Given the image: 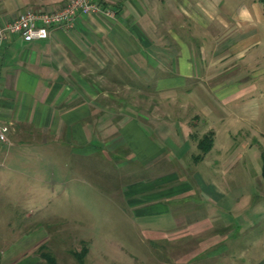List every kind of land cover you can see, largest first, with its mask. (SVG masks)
I'll return each mask as SVG.
<instances>
[{"label":"crops","instance_id":"1","mask_svg":"<svg viewBox=\"0 0 264 264\" xmlns=\"http://www.w3.org/2000/svg\"><path fill=\"white\" fill-rule=\"evenodd\" d=\"M66 1L0 0V24L11 21L22 10L53 11ZM94 1L112 7L115 17L85 14L76 18L70 31L51 28L46 40L26 42L13 35L0 45V124L9 126V143L0 144V237L26 238L0 249V264H45L31 261L26 253L32 244L46 243L49 234L42 228L30 235L22 227L23 220L20 232L13 233L18 224L14 223V216H7V209L11 213L19 203L18 195H23L28 183L24 179L34 170L32 159L43 157L46 151L61 160L60 148L52 145L41 151L49 141L63 139L65 144L74 145L70 154L80 162L92 155L96 139L105 140L109 135L99 134L93 126L108 124L115 118L114 122L120 120L119 137L129 144L131 158L148 160L160 153L169 159V164L174 153L187 158L196 152L206 163L205 168L218 174L222 167L226 171L233 164L222 158L229 155H223L225 147L216 143L220 129L214 126L215 121L203 120L200 126L199 115L171 120L166 123L170 127L163 129L159 145L150 133V122L158 121L154 116L159 110L172 107V97L167 94H189L190 90L192 93L210 88L215 93L219 89L214 67L228 58L244 59L249 48L259 42L249 36L245 27L254 26L255 20L263 22L260 4L252 3L251 10L239 18L227 11L221 13L222 0ZM213 27L221 31L224 39L214 47L207 62L205 47L195 40L206 29L216 30L210 29ZM190 28L201 29L202 34L195 35ZM228 43L234 48L231 53L222 54ZM202 62L206 64L202 66ZM261 69L264 72V67ZM236 90L225 92L233 94ZM125 91L132 92V100H126L124 107L118 104V95ZM157 93L166 94L165 102L154 100ZM219 105L215 98L207 107L201 105L202 115L215 117ZM114 108L117 111L109 115ZM141 109L146 113L138 114ZM11 173L20 177L14 184L6 178ZM193 173L188 166L181 171L165 167L157 175L129 185L126 200L138 231L151 247L178 248V243H189L187 239L192 237L193 244H199L207 233L205 237H212V245L203 260L208 261L205 264H214L222 251L226 253L231 248L219 249L222 246H218L217 239L221 230L227 229L226 224L219 222V211L213 212L215 206L208 207L222 194L218 191L220 183L215 176L210 181L206 177L205 182L204 177L196 179ZM13 187L20 190L15 197ZM207 188L213 192H205ZM28 217L26 210L24 219ZM197 258L201 259L194 264H201L202 257Z\"/></svg>","mask_w":264,"mask_h":264},{"label":"rangeland","instance_id":"2","mask_svg":"<svg viewBox=\"0 0 264 264\" xmlns=\"http://www.w3.org/2000/svg\"><path fill=\"white\" fill-rule=\"evenodd\" d=\"M252 3L260 4L264 12V0H222L221 13L227 11L229 15L240 18L243 12L251 10ZM190 29L195 35L202 31ZM210 29L216 30L206 29L204 34L201 33L203 36L199 34L195 40L205 47L207 62L214 47L224 39L217 27ZM245 30L259 42L249 48L244 59L228 58L214 67L213 70L218 73L219 89L215 93L210 88L192 93L190 90L189 94H167V97H172V107L159 110L154 116L158 121L151 120L152 130L149 129L159 145L163 129L170 127L166 123L171 120L199 115L200 126L203 120L204 123L215 121L214 126L220 129L216 143L221 148L225 147L223 155L227 153L229 157L222 158L233 161L232 166L226 171L222 167L218 174L214 169L205 168L206 163L196 152L187 158L174 153L169 164L166 163L169 159L160 153L148 160L131 158L132 150L119 137L120 120L114 122L115 118L108 124L93 126L99 134L105 132L109 135L105 140L96 139L92 143L96 147L92 155L80 162L70 154L74 145L65 144L63 139L49 141L41 151L52 145L60 148L61 160L52 158L46 151L43 157L32 159L34 170L28 177L24 175V181L28 179V183H25L27 187L23 188V195H18L19 203L13 206L11 213L7 209V216H14V223L18 224L13 233L20 232L23 227L30 235L42 228L49 234L46 243L32 244L27 249L26 255L32 258L31 261L45 262L38 250L41 244H45L44 251L55 258L56 264H194L201 259L197 257H202L200 263L205 264L208 261L203 260V256L212 245V237H205L206 233L202 236L204 241L199 244H193L194 237L188 238L189 243H178L180 246L172 247V250L153 248L138 231V223L134 221L126 200L128 186L138 179L155 176L165 167L181 171L188 166L193 169L196 179L204 177L207 182L208 178L210 181L215 176L220 183L218 191L222 194L213 206L208 207L212 209L215 206L213 212L219 211V222L226 224L227 229L221 230V238L217 239H220L218 246H222L219 249L231 248L226 253L221 250L223 254L213 261L214 264H264V72L261 71L264 67V20H255L254 26H246ZM231 44L226 45L227 49L223 48L226 50L222 54L231 53L234 48H230ZM192 46L190 41V49ZM205 64L201 63L202 66ZM234 88H237L236 92H244H235L237 96L225 92ZM131 95L132 92L128 91L119 93L118 104L125 107ZM165 96V93H157L154 100L165 102ZM214 98L220 102L217 114L213 118L204 117L200 106L207 107ZM113 110L117 111V108L110 109L109 115L115 112ZM137 113L146 112L141 109ZM151 123L155 124L152 126ZM140 126L143 129L142 124ZM86 162L90 165L87 166ZM6 176L12 184L20 179L15 173ZM11 190L13 197L20 191L15 187ZM204 191L212 193L213 189ZM26 210H29L28 219H24ZM22 220L25 226L20 227ZM22 239L26 240L25 237H0V249ZM83 247L86 254L79 261L70 250L82 252Z\"/></svg>","mask_w":264,"mask_h":264},{"label":"built area","instance_id":"3","mask_svg":"<svg viewBox=\"0 0 264 264\" xmlns=\"http://www.w3.org/2000/svg\"><path fill=\"white\" fill-rule=\"evenodd\" d=\"M90 13L107 18L115 17L112 7L94 0H67L53 11L22 10L11 21L0 24V45L13 35L26 42L46 40L51 28L70 31L74 28L78 16ZM8 134L9 126L0 124V144L9 143Z\"/></svg>","mask_w":264,"mask_h":264},{"label":"trees","instance_id":"4","mask_svg":"<svg viewBox=\"0 0 264 264\" xmlns=\"http://www.w3.org/2000/svg\"><path fill=\"white\" fill-rule=\"evenodd\" d=\"M206 144H207V143H204V146H205ZM206 149H207V148L204 147V151H206ZM44 248H45V244H41V245L39 246L38 250H39V254H40V256L45 260V262H46L47 264H56L55 258L52 257L51 255H49L48 252L44 251ZM71 253H73V255H76L77 258H79V261H82V257L86 254V248L83 247L82 252H81V251H80V252H76V251L72 252V251H71ZM79 254H80V255H79ZM78 256H79V257H78ZM0 259H1V255H0Z\"/></svg>","mask_w":264,"mask_h":264}]
</instances>
